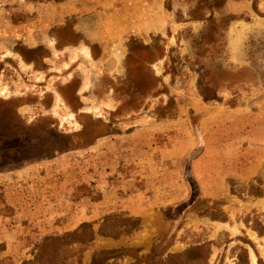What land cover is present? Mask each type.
<instances>
[{"label":"rangeland","instance_id":"1","mask_svg":"<svg viewBox=\"0 0 264 264\" xmlns=\"http://www.w3.org/2000/svg\"><path fill=\"white\" fill-rule=\"evenodd\" d=\"M0 264H264V0H0Z\"/></svg>","mask_w":264,"mask_h":264},{"label":"crops","instance_id":"2","mask_svg":"<svg viewBox=\"0 0 264 264\" xmlns=\"http://www.w3.org/2000/svg\"><path fill=\"white\" fill-rule=\"evenodd\" d=\"M254 173V163L252 162L250 166L245 167V168H237L235 170V177L240 180H245L249 179ZM259 203H263L262 200H258Z\"/></svg>","mask_w":264,"mask_h":264},{"label":"trees","instance_id":"3","mask_svg":"<svg viewBox=\"0 0 264 264\" xmlns=\"http://www.w3.org/2000/svg\"><path fill=\"white\" fill-rule=\"evenodd\" d=\"M129 221L131 223V226L129 228L130 230L125 231V233H131L132 231L138 230V228L140 226L139 220L137 219V220H129ZM84 228H86V225L85 224H83V226L81 227V229H84ZM77 232L78 231H75L73 233L68 234L67 236H73L74 234L76 235ZM60 238H57V239H60ZM53 239H56V238H53Z\"/></svg>","mask_w":264,"mask_h":264},{"label":"bare ground","instance_id":"4","mask_svg":"<svg viewBox=\"0 0 264 264\" xmlns=\"http://www.w3.org/2000/svg\"><path fill=\"white\" fill-rule=\"evenodd\" d=\"M88 51V50H87ZM88 57H90V54L89 53H85Z\"/></svg>","mask_w":264,"mask_h":264}]
</instances>
